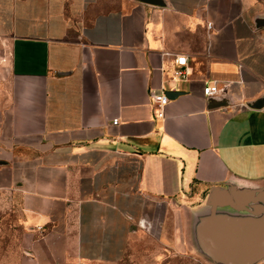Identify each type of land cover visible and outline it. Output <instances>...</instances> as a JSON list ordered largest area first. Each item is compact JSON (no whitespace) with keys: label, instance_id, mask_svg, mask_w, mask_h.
Masks as SVG:
<instances>
[{"label":"crops","instance_id":"0c3cea01","mask_svg":"<svg viewBox=\"0 0 264 264\" xmlns=\"http://www.w3.org/2000/svg\"><path fill=\"white\" fill-rule=\"evenodd\" d=\"M160 1L0 0V207L24 263L116 262L157 206L190 208L197 244L222 200L264 191V0ZM206 78L232 81L224 104Z\"/></svg>","mask_w":264,"mask_h":264},{"label":"rangeland","instance_id":"374dc122","mask_svg":"<svg viewBox=\"0 0 264 264\" xmlns=\"http://www.w3.org/2000/svg\"><path fill=\"white\" fill-rule=\"evenodd\" d=\"M189 209L157 206L151 228H142L130 238L123 257L116 262L82 260L70 255L67 260L52 264H261L255 260L264 251V216L248 210L250 206L248 209L237 206L228 208L233 213L231 215L236 217V224L229 222L232 234L238 231L236 228L241 223L246 229L253 228L254 231L243 230L246 235L242 233L241 239L234 236L229 239L234 243L231 255H224L230 258L227 261L222 254H208L194 242ZM21 219L22 211L17 204L0 207V264H26L24 261L30 251L23 246ZM216 222V226L222 224L220 220Z\"/></svg>","mask_w":264,"mask_h":264},{"label":"water","instance_id":"95a60500","mask_svg":"<svg viewBox=\"0 0 264 264\" xmlns=\"http://www.w3.org/2000/svg\"><path fill=\"white\" fill-rule=\"evenodd\" d=\"M144 2H152L154 4H161L160 0H141ZM168 97H172V91L166 92ZM213 100L215 104H224L227 100L224 99H215V98H209ZM225 204V210L223 212H215V210H212V212L209 215V219L207 218V222H205L204 226L208 227L211 229L208 233H210V237H203V235H206L207 230L206 229H201L200 231H197L196 234L200 235V237L197 238V244L199 247L204 248L203 251L207 252L208 254L210 253L211 255H216V254H222L224 258H226L224 255H231L232 253V239L233 236L234 238L241 239L242 233L246 235L244 231L250 230L254 231L252 229H246L243 226V223H241L240 226L236 228L238 230L236 233L232 234L229 222L235 223L236 217L231 215L232 212L228 210V208H234V207H240V208H249L248 210H251L253 213L258 214V216H264V191L257 192V193H246V194H234L232 193L230 199H224L222 200ZM233 214V213H232ZM220 216V219H217ZM264 220V217H262ZM220 220L222 224L220 223L219 225L216 226V221ZM239 222V221H237ZM198 223H196L197 225ZM236 224V223H235ZM205 227V228H206ZM218 232V234H217ZM239 234V237H236V235ZM251 235L254 236V234L251 233ZM264 237V234H262ZM246 237V236H245ZM262 258H264V251L258 254L256 257L255 261H260ZM228 259L227 261H230L229 257L226 258ZM232 259V258H231Z\"/></svg>","mask_w":264,"mask_h":264},{"label":"built area","instance_id":"2783aa9c","mask_svg":"<svg viewBox=\"0 0 264 264\" xmlns=\"http://www.w3.org/2000/svg\"><path fill=\"white\" fill-rule=\"evenodd\" d=\"M208 26H211V22H208ZM173 69L171 72V78L174 79H187L189 70L187 68V57L184 54H176L173 59ZM232 85V81H219L216 79L206 78L203 81L201 91L206 98L215 99H229V88ZM151 109L155 117H162L164 112V106L168 102L169 97L164 91H152L150 93ZM117 118L112 119V123L116 124ZM261 264H264V258L260 260Z\"/></svg>","mask_w":264,"mask_h":264}]
</instances>
